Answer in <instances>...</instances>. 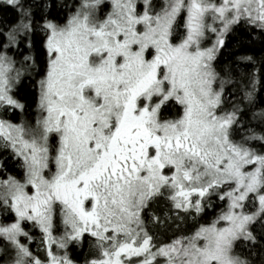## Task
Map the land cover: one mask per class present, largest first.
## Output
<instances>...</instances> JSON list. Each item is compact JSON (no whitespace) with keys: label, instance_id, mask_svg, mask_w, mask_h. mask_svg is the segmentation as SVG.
<instances>
[{"label":"snow or ice","instance_id":"obj_1","mask_svg":"<svg viewBox=\"0 0 264 264\" xmlns=\"http://www.w3.org/2000/svg\"><path fill=\"white\" fill-rule=\"evenodd\" d=\"M0 8V264H264V0Z\"/></svg>","mask_w":264,"mask_h":264},{"label":"trees","instance_id":"obj_2","mask_svg":"<svg viewBox=\"0 0 264 264\" xmlns=\"http://www.w3.org/2000/svg\"><path fill=\"white\" fill-rule=\"evenodd\" d=\"M0 16H3L7 18L8 20L14 19L13 13L10 10H5L3 8H0ZM19 95L26 101V103L29 105L28 107V113L29 115H34V89L31 87H27L24 89H21ZM13 120L18 119V116H13ZM2 155V153H0ZM11 165H9V168L11 169Z\"/></svg>","mask_w":264,"mask_h":264}]
</instances>
